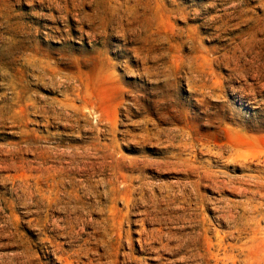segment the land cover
<instances>
[{
  "label": "clouds",
  "instance_id": "clouds-1",
  "mask_svg": "<svg viewBox=\"0 0 264 264\" xmlns=\"http://www.w3.org/2000/svg\"><path fill=\"white\" fill-rule=\"evenodd\" d=\"M0 264H264V0H0Z\"/></svg>",
  "mask_w": 264,
  "mask_h": 264
}]
</instances>
